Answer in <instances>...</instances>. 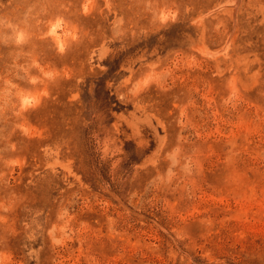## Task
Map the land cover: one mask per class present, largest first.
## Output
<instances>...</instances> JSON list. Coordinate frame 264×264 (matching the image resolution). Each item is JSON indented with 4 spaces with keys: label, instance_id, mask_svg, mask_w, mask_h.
<instances>
[{
    "label": "rangeland",
    "instance_id": "rangeland-1",
    "mask_svg": "<svg viewBox=\"0 0 264 264\" xmlns=\"http://www.w3.org/2000/svg\"><path fill=\"white\" fill-rule=\"evenodd\" d=\"M230 1L0 0V264H264V0Z\"/></svg>",
    "mask_w": 264,
    "mask_h": 264
},
{
    "label": "bare ground",
    "instance_id": "bare-ground-1",
    "mask_svg": "<svg viewBox=\"0 0 264 264\" xmlns=\"http://www.w3.org/2000/svg\"><path fill=\"white\" fill-rule=\"evenodd\" d=\"M230 2L235 3V4H233V5H234L235 7L238 6V9H239L240 0H231ZM233 5H232V6H233ZM234 6H233V8H234ZM226 7H227V5H226ZM234 10L237 11L236 8H234ZM227 46H228V45H227ZM223 49H224V48H223ZM223 49H222V50H223ZM225 50H227V48H225ZM221 52H223V51H221ZM206 53H208V52H206ZM206 53H205V54H206ZM223 53H224V52H223ZM208 54H209V53H208ZM208 54H207V55H208ZM216 55H217V54H216Z\"/></svg>",
    "mask_w": 264,
    "mask_h": 264
}]
</instances>
